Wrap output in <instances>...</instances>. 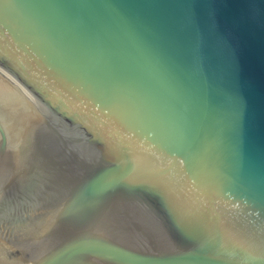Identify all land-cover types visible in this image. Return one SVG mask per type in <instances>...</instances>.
Listing matches in <instances>:
<instances>
[{
    "label": "water",
    "instance_id": "1",
    "mask_svg": "<svg viewBox=\"0 0 264 264\" xmlns=\"http://www.w3.org/2000/svg\"><path fill=\"white\" fill-rule=\"evenodd\" d=\"M0 264H264V0H0Z\"/></svg>",
    "mask_w": 264,
    "mask_h": 264
}]
</instances>
